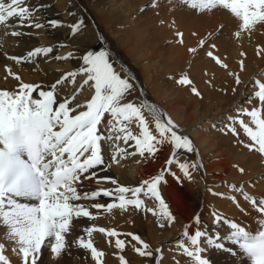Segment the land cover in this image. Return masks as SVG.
Here are the masks:
<instances>
[{"label": "snow or ice", "instance_id": "6c2138e0", "mask_svg": "<svg viewBox=\"0 0 264 264\" xmlns=\"http://www.w3.org/2000/svg\"><path fill=\"white\" fill-rule=\"evenodd\" d=\"M182 3L200 14L217 9L227 11L239 21L235 37H240L242 33L251 35L258 27L264 28V0H182ZM151 4L153 7L158 6L156 0H151ZM43 7L46 6L29 7L27 0H0V25L10 26L8 22L16 19L17 26L20 27L40 29L48 26L57 29L64 26L65 22L60 19L37 22L38 18L34 19L36 13ZM68 14L72 15L71 12ZM84 26L83 19H76L68 25L69 34L76 37ZM10 34L21 36L25 33L13 30ZM175 35L183 43V33L178 31ZM213 35L209 33L199 40L197 47L188 50L196 53L198 48L208 46L210 50L206 55L227 68L228 65L214 54L216 45H209V39ZM56 47L65 45L59 43ZM260 51L258 47L257 55ZM50 54H54L53 46H35L25 55L8 58L22 63L39 56L48 57ZM73 57L72 51L65 55H54V59L58 61ZM80 59V66L75 70L62 72L47 90L41 84L25 82L18 73L5 66L7 74L18 83L14 89H0V226L7 228L6 237L14 242L12 252L20 258L21 264H39L44 248H48L57 258L62 255L70 257V244L66 237L73 227L74 218L95 219L100 214L99 210L111 213L114 209L127 211L131 206L137 210L152 212L168 223L173 222L175 216L161 194V183L167 182L166 174L177 182H182L183 178L191 181L194 179L193 171L203 167L196 160L180 159L181 150L184 153L198 154V149L192 138L181 133L179 125L164 110L147 99L138 102L127 99L135 90V85L130 77L122 76L116 70L107 50L86 51ZM239 66L243 71V59ZM230 74L234 76L237 85L242 83L238 73ZM79 76H84L79 81V86L74 87L63 100H58L61 86L76 85ZM177 83L190 86L196 96L201 95L192 86L193 81L186 73L180 75ZM86 86L92 94L83 102H77V97L83 94ZM253 86L255 90L247 103L251 104L255 98L258 104L251 108H238L237 115L227 118L229 123L225 128L234 136H239L238 125L248 138L247 143H240L249 151L264 155V81L254 79ZM233 91L236 89L233 88ZM34 93H38V96H34ZM243 116H247L248 121ZM105 122L106 131L102 130ZM134 127L138 131H134ZM104 142L109 144L111 161L117 164L121 159L137 155L141 158L136 161L139 164L154 157L165 144L171 146V153L165 161V167L157 174L150 175L138 185H126L114 176L100 175L97 172L98 168L100 172L111 170V164L103 155ZM121 142L126 147H122ZM174 164L183 174L182 177L172 170ZM239 170L244 171L242 168ZM88 180H95L97 184L110 182L114 187L83 190L84 182ZM229 187L239 192L258 213L255 218L257 228L249 229L219 211L212 212V223L229 227V233L224 236L215 229L210 232L207 228L196 227L190 230L185 226L176 244L193 264H213L205 255L208 249L204 244L232 256L239 254L249 264H264V196L258 198L245 191L242 184L233 183ZM208 191L212 192V189L209 188ZM101 196L110 197L111 201L107 204H91V208L97 210L95 214L89 210V206L78 203ZM141 196L157 201L158 211L147 208ZM229 198L240 206L235 195ZM193 221L196 225L202 223L199 214L193 217ZM94 231L114 237V247L120 252H123L126 245H130L142 258H152L155 254H160L162 258L161 248L153 250L138 234L121 233L115 228L92 225L84 229L88 239L81 236L72 243L88 250L96 264H103L105 253L94 246L91 239ZM185 238L188 244H185ZM225 240L237 247H228L223 242ZM5 247L0 242V264H12L5 254ZM119 261L120 264H130L124 255H119ZM154 264H160V259H156Z\"/></svg>", "mask_w": 264, "mask_h": 264}, {"label": "bare ground", "instance_id": "6f19581e", "mask_svg": "<svg viewBox=\"0 0 264 264\" xmlns=\"http://www.w3.org/2000/svg\"><path fill=\"white\" fill-rule=\"evenodd\" d=\"M112 1L117 0H111V2ZM93 2L92 0H27L29 7L37 5L46 6L41 8L36 13V17L34 19L38 18L37 22L43 23L50 19H60L65 23L64 26L57 29H52L48 26L40 29L27 26L20 27L17 26L16 19H12L8 22L10 26L6 27L2 25L3 27L1 28L3 29L0 28V47L2 50L0 54V89H14L18 83L12 76L7 74L5 66L10 67L13 72L18 73L25 82L41 84V86L47 90L48 86L59 78V75L62 72L72 71L80 66L82 64L80 57L86 51H100L101 49L107 50L110 53V60L114 62L116 70L119 71L122 76L126 75L130 77L135 85V90L127 97V99L136 102L141 99H147L148 101L155 103L159 108L164 110L168 116L176 122V124L179 125V131L181 133L187 134L192 138L197 149H202L203 152L205 150H209V153L204 154V156H206L203 158L204 156H202L201 153L200 155L197 153H184L183 150H181V160L185 158L189 160H196L198 163H202L203 165L201 169L193 171L194 179L191 181L187 178H183L182 182H177V180L171 175L166 174L165 179L167 182L161 183L160 191L163 198L169 205V210L175 216V220L169 223V226H167L166 229H159L155 226V224H153L156 223L153 213L151 215V212L137 210L131 206L127 211L114 209L111 213H109L99 210L100 214L95 218L96 226L115 228L121 233L133 232L140 235L146 242H148L152 246L153 250L162 245L161 248L166 246V249L168 248L171 252L174 251L178 254V256L175 255L173 260L170 261L168 256L164 254L165 252H162V258L160 254H155L152 258H142L133 251L130 245H126L123 252H120L114 247V237H107L105 234L97 232L94 233V237L97 239L96 246L105 253V256L103 257V264H120L119 255H124L130 264H154L156 259H160V264H193L192 260L183 254L182 251L175 246L176 244H173L177 240L176 237L181 238L185 226H188L190 230L196 227H201L207 228L210 232H212V230L215 229V231L219 232L221 236H224L229 233V227L224 224L217 226L212 223V212L219 211L228 218L234 219L242 225L247 226L249 229L255 230L257 228L255 218L258 216V213L252 209L249 202L245 201L239 192H230L232 188L229 186H218L220 183L223 184V182H228L227 179L231 177H229V175L236 174V172L230 167L228 162L229 160H225L224 157L221 158L219 156L222 154V150L219 146H217L218 144H216V139L211 137L213 135H210V131H208L213 123L228 124L229 121L227 118L231 115L229 110H231L234 105H240L242 103L243 96L249 91L244 94L241 88H236V92H234L233 96L227 101L228 105L225 107L221 106L219 108H214V111L217 110L216 112L213 111L215 116H213L211 120L209 119V122H206L208 119L203 117V114L200 112L198 107L199 102H196L195 106H193V103L191 107L190 104L192 103V100L186 101L187 98L185 97V94H187V91H185L184 88L181 89L180 86L177 87L178 85H171L168 82L167 73L163 71V69H159L154 66L155 63L151 64L154 60L150 57V45H141L140 41L134 36V34L130 35L128 38H122V33L127 29V25L124 21H122V19L123 17H127L129 12L132 10L129 2H126V0L125 2L123 1L119 5L120 10H111L109 13L106 12L102 6L105 0H98L96 1V4L92 6L91 3ZM69 12H71L72 15H69ZM119 12L120 14L123 13L124 16H122V19L118 20V22L113 21L112 17L117 15ZM208 15V24L202 27L198 26L197 28L199 31L201 28L203 31L207 26L209 27L211 25L210 22H214V25L217 26V24L221 22H228L230 20H235V22L238 21L227 11L222 9L209 12ZM78 18L84 20L85 26L76 37H72L69 34L70 30L68 25L73 23ZM164 21L168 26L166 27L168 30H170V28H174L177 32H184L183 34L185 37L188 36L196 27L195 23L192 26L178 17H170V19L167 18L164 19ZM238 23L239 21L236 25H238ZM261 29L262 27H258L254 31V35H256L258 40L262 42L261 36H264L257 35V32ZM13 30L25 34L21 36H12L10 33ZM132 30L133 32L136 31V27ZM140 32L142 31H139V33ZM187 38L188 37H186V39ZM253 40L251 37L245 38L243 36L242 38V41H244L246 45L249 41L252 46L253 44H258V42H254ZM59 43H63L65 47H56ZM245 43H243V45ZM48 45L54 47V54H50L48 57L39 56L33 58L30 62L22 63H16L8 58L10 56L25 55L27 51L31 50L35 46ZM256 45H254V51H257ZM259 46L261 45H258L257 48ZM184 49L185 46L179 44L178 46L172 47L171 50L174 54L178 55L183 54ZM261 49L263 50V47ZM221 50L223 52L225 51L223 47H221ZM251 50L253 51V49ZM251 50H249L250 53L247 58L248 63H244V70L239 72L243 83L251 82L252 74L256 71V67L254 68L253 64L263 55L261 53L262 55L259 58L255 57V59ZM68 51H72L74 53L73 58L65 61H58L54 59V55H65ZM118 60L121 62L123 69H117L116 63ZM207 61L209 60L206 58V62ZM210 65L212 67L214 66L213 64ZM118 67L120 66L118 65ZM217 69L223 77L225 76L227 79L229 78V76L224 74H230L229 72L231 71H224L218 67ZM6 76L7 79H5ZM83 79L84 76H79L77 78L76 85L66 84L61 86L59 89L58 100H63L67 94L73 91L74 87L79 86V81H82ZM91 94L92 91L86 86L83 94L77 97V102H83L86 98H89ZM34 96H38V93H34ZM255 101V104L257 105L258 101L256 99ZM102 130L106 131V122L105 125L102 126ZM133 130L138 131L135 127ZM121 146L126 147L123 145V142H121ZM170 153L171 146L165 144L160 147V150L154 157L149 158L146 161H142L139 164L136 163L137 160H141L138 155L121 159L120 163L117 164L111 161L109 144L104 142L103 155L108 163L111 164V170L108 172H100L98 168L97 172L100 175L114 176L122 184L138 185L142 180L147 179L150 175L157 174L162 168H164L165 161L169 157ZM208 157L210 158L208 159ZM256 158L258 157H251V159H249V161L251 160L250 164H253V162L256 161ZM172 170L175 171L177 175H180L181 177L183 176L175 164L172 165ZM251 179H254L255 181L254 186H251L250 183H246V181H242L240 184L244 186L245 191H252L249 192L252 194L256 193L257 195L255 196L258 198L260 196H264V180L260 179L259 176L254 175H251ZM113 187L114 186L110 182H101L100 184H97L95 180H88L84 182L83 190ZM209 188L212 189V192L208 191ZM213 193H226V195L218 196ZM228 194L231 195L229 196ZM233 195H235L239 200L240 206H237V204L229 198ZM141 198L144 200L147 208H155L158 211L157 201L153 200V204H150V202L146 201L148 198L147 196H141ZM110 201V197L101 196L95 200H81L78 201V203L89 206V210L95 214L97 210L91 208V204L96 202L107 204ZM196 214H199L201 217L202 223L200 225H196L193 221V217ZM86 218L87 217L74 218L73 227L70 231L72 235L70 237L75 238V236L77 237L83 234L84 229H86ZM163 222L166 223L167 221ZM120 238L127 240L131 239L130 237ZM110 240L112 241L111 244L109 243ZM184 242L185 244H188L186 238ZM223 242L228 247L234 249L237 247L228 240ZM132 243H135V241ZM203 246L208 249L205 255L213 262V264H249V261L247 259H242L239 254L232 256L227 252H221L211 248L207 244H204ZM46 249L48 248H45V250ZM70 250L73 254H75L74 256L77 257V261L74 258V264H96V261L91 257L89 251L83 250L80 247L78 249L72 248ZM85 252L89 254L88 257L85 260H83V258L79 259L82 255L81 253ZM66 256L67 255H62L61 258L55 257V260L65 258ZM82 256H84V254ZM15 261H20V258L16 257Z\"/></svg>", "mask_w": 264, "mask_h": 264}, {"label": "rangeland", "instance_id": "374dc122", "mask_svg": "<svg viewBox=\"0 0 264 264\" xmlns=\"http://www.w3.org/2000/svg\"><path fill=\"white\" fill-rule=\"evenodd\" d=\"M96 1L98 0H92L93 3H91V5L93 6L94 4H96ZM123 1L125 2V0H117V1H112V2L111 0H105L102 6H103V9H105V11L109 13L111 12V10H115V9L120 10L119 5ZM127 1L129 2L132 8L131 12H129L127 17H123L122 19V16H124V14L123 13L120 14V12L117 15H114L112 17L113 21L118 22V20L122 19V21H124V23L127 25L126 31L122 33V38L123 39L128 38L130 37V35L134 34V36L138 38V40L140 41L141 45L149 44L151 47L150 57L154 60L153 62H151V64L155 63L154 66L158 67L159 69H163V71L167 73L166 75L168 76L167 77L168 82L171 85H175V86L178 85L177 87L180 86L181 89L184 88L185 91H187L186 92L187 94H185V97L187 98L186 101L192 100V103L190 104L191 107L193 103H194L193 106H195L196 102H199L198 107H199L200 112L203 114V117L208 119L206 122H209V119L211 120L212 117L215 116L214 112H216L217 110L214 111V108H217V107L219 108L221 106L225 107L226 105H228L227 101L233 96L234 92H236V91H233V88L235 89L241 88L242 92L245 94L248 91L253 92L255 90L253 86L254 79H259L261 81H264V57H263L264 37L261 36L262 42L258 40V37L256 35H254V32L251 35H249L248 33H242L240 37H235L234 32L237 30L236 23L238 21L235 22V20H230L228 22L227 21L221 22V23H218L217 26L214 25L215 24L214 22H210L211 25L209 27L207 26L205 30L203 31L201 28V30L199 31L197 28L198 26L202 27L208 24L209 12L208 14L206 13L200 14L196 10L190 9L189 7L185 6L182 3V0H156L158 4V6L156 7L152 6L151 0H126V2ZM170 17H174V18L178 17L182 19L183 21H185L187 24H190L192 26L194 23L196 24V27L192 31L190 30L191 31L190 34L186 36L188 37L187 39L185 35L183 34V44L179 42L180 38L175 35V33L177 32L176 29L170 28V30H168L166 28L168 26L166 25L164 19H167V18L170 19ZM226 20H229V19H226ZM129 21H131L132 23ZM221 25H223L222 28H221ZM1 27L3 26L0 25V28ZM134 27H136V31L133 32L132 29ZM139 31H142L140 32L141 34L139 33ZM193 33H195V35H193ZM209 33L214 34L209 39V45L210 44L216 45V48L213 49L214 54L220 57L224 64L228 65L227 68L215 63V61L212 58L206 55L207 51L210 50L208 46H205L204 48H198L196 53H192L188 50L189 48L197 47L199 40L207 37ZM257 35L264 36V28L259 30V32H257ZM243 36L245 38L251 37L252 40L255 39L253 41L258 42V44L256 43L257 45L253 44L252 46L249 41V43L246 45V43L242 41ZM227 42H229L230 44ZM242 42L245 44L243 45ZM179 44L185 46V49L183 51L184 52L183 54L177 55V54H174L171 49L172 47L178 46ZM254 45H256V49L258 45H261L259 46L261 48L263 47V50L260 48L263 52L260 51V55L258 56L256 54L257 51L256 50L254 51L255 49ZM241 46L244 50L241 48ZM221 47L224 48L225 50L224 52L221 50ZM251 49H253V51ZM249 50L253 52L254 58L255 57L259 58L263 54L260 57V59L254 62L253 64V67L254 68L256 67L255 69L256 71L253 72L252 74L251 82L243 83V81L241 80L242 83L237 85L235 83V78L232 74H228V73L224 74L226 76H229L228 79L227 77L225 76L223 77L222 74H220V71L217 69V67L224 71L225 70L231 71L229 73L239 74V72L241 71L239 62L243 59L244 63L246 64L248 63L247 58L250 53ZM1 52L2 50L0 47V54ZM236 52H237V55H236ZM221 53L223 55L225 53V55L223 56ZM241 53H244L245 55L242 56ZM206 58L209 60L207 61L209 64L206 62ZM116 64H117V69L122 68V64L119 60L117 61ZM210 64H213L214 66L212 67ZM118 65L120 67H118ZM183 73H186L189 76V78L193 81L192 86L197 88V90L201 93L200 96H196L191 91L190 86H184V85H180L177 83V80L179 79L180 75ZM239 76L241 78L240 74ZM249 92L243 96L242 98L243 100L240 105H237V106L234 105L233 108L229 110V113H231V115L229 116L237 115L238 113L236 110L238 108H241V107L251 108L253 106H256L255 98H253L251 104L247 103L248 98L250 94L252 93V92L250 93ZM243 119L248 121L249 118L247 116H243ZM225 125L226 124H223V123H218V124L213 123V125L211 124L210 129H208V131H210V135H213L211 137L216 139V144H218L217 146H219V148L222 150L221 151L222 154L219 156L221 158L224 157L225 160L226 159L229 160L228 161L229 165L231 168H233L236 174L229 175V177L230 176L231 177L227 179L228 182L227 181L223 182V184L220 183L218 186L219 187H222L225 185L229 186L230 184H233V183L239 185L240 182L242 181H246V183H250L251 186H254L255 181L254 179L253 180L251 179V175L259 176L260 179L264 180V155H261L257 151H249L248 148H246L242 143H240V141H244L245 143H247L248 138L245 136L242 129H240L238 125H237V130L240 133L239 136H234L231 132H228L227 129L225 128ZM200 153L202 156H204V154L209 153V150H205L203 152L202 149L200 150L198 148V154L200 155ZM205 156L203 158H205ZM251 157H258L255 159L256 161L253 162V164H250L251 160L249 161ZM209 158L210 157H208V159ZM241 168L244 169L243 172H240L239 169ZM234 191H235L234 189H231L230 192H234ZM249 192H252V191H249ZM253 195H257V194L254 193ZM153 200L154 199H151L149 197L146 199V201L150 202V204H153ZM150 214L152 215V212ZM153 217L156 219L155 221L156 223H153V224H155V226H157L159 229H166V227L169 226L168 225L169 223L167 222L164 223L163 222L164 220H162L161 217H159L158 215H153ZM86 221L87 222H85L86 224L85 228L95 225L96 223L95 219L86 218ZM161 224H163L164 226L161 227ZM6 232H7V228L5 226H0V242H3L6 245L5 254L9 256L12 264H21V260L18 261L19 263L15 261L17 255L12 252L14 242L9 240L6 237ZM97 232L98 231H94L91 236V239L93 240L95 247H97L96 246L97 239L96 237H94V233H97ZM71 235L72 234L69 233L66 237L67 241L70 244V248H69L70 257L67 255L65 258H62V259L56 258L57 260H55V256L50 253V250L49 249L45 250L44 248L43 256H42V259L39 261V264H71V263L74 264V260L77 257L74 256L75 254H73L70 249L72 248L78 249L79 247L73 244L72 242L81 236H83L85 239H88V236L85 232H83V234L80 236H77V237L75 236V238L70 237ZM176 239L178 240L177 237ZM176 241L173 244H176ZM161 246L162 245H160L159 248H161ZM175 246H177V244ZM161 250L163 253L165 252L164 254L168 256L170 261L173 260V257L175 255L178 256V254L175 253L174 251L171 252L168 248L166 249V246L161 248ZM81 254L82 255L84 254V256L81 255V257L79 256L78 257L79 259L83 258V260H85L89 255L87 252L81 253Z\"/></svg>", "mask_w": 264, "mask_h": 264}]
</instances>
